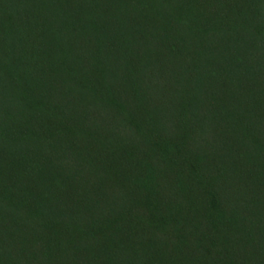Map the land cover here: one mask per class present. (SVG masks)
<instances>
[{
  "label": "trees",
  "instance_id": "obj_1",
  "mask_svg": "<svg viewBox=\"0 0 264 264\" xmlns=\"http://www.w3.org/2000/svg\"><path fill=\"white\" fill-rule=\"evenodd\" d=\"M0 264H264V0H0Z\"/></svg>",
  "mask_w": 264,
  "mask_h": 264
},
{
  "label": "rangeland",
  "instance_id": "obj_2",
  "mask_svg": "<svg viewBox=\"0 0 264 264\" xmlns=\"http://www.w3.org/2000/svg\"><path fill=\"white\" fill-rule=\"evenodd\" d=\"M241 193L242 192L240 190H234V197L235 198L240 197Z\"/></svg>",
  "mask_w": 264,
  "mask_h": 264
}]
</instances>
